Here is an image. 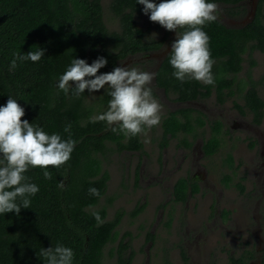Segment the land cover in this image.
<instances>
[{
  "label": "trees",
  "instance_id": "trees-1",
  "mask_svg": "<svg viewBox=\"0 0 264 264\" xmlns=\"http://www.w3.org/2000/svg\"><path fill=\"white\" fill-rule=\"evenodd\" d=\"M241 1L208 0L225 5L223 10L228 15L242 12ZM108 6L117 18L115 29L107 28L103 22L100 0H0V106L5 105L11 95L24 109L22 120L39 126L48 134L58 133L65 140L69 133L64 128L70 124L71 139L76 141L67 163L59 168L30 167L25 173L39 191L30 197L31 207H21L19 215L14 212L0 214V264H44L40 249L54 247L57 243L73 250V264H130L132 252L124 254L127 241L116 238V225L122 211L116 210L106 218L105 207H95L108 178L98 155L110 148V144L115 150H140V135L125 137L111 131L116 125L109 126L105 121L90 122L91 117L107 110L111 99L107 86L98 90L91 102L87 89L75 97L71 92L65 94L59 90L57 82L72 58L91 64L97 57H104L107 63L97 75L110 72L117 67L118 60L126 56L158 49L170 31L163 28L158 38H147L134 18V13L143 12L144 7L136 0H109ZM203 30L210 38L214 85L196 80L182 83L172 75L174 69L169 57L176 36L155 67L154 84L172 93L176 100L205 97L211 90L220 102L233 95L232 86L236 84L243 54L250 55L253 50L264 54V0H255L250 18L241 25L227 26L217 19L206 23ZM38 48L44 49V56L38 62L18 61V66L10 69L13 53L26 54ZM253 63L251 58L249 64ZM262 78L264 73L258 81L247 74L246 87L241 93L242 104L235 103L240 112L250 113L251 120L256 123L264 103L256 88ZM203 124V114L197 109L186 106L169 110L160 121L161 145L178 133L194 136ZM209 128V134L201 143L205 155L214 153L219 145V120L211 121ZM180 140L186 146L190 143L183 136ZM224 161L231 165L229 154ZM44 171H49L52 178L45 179ZM228 180L229 175L224 173L221 181L228 185ZM61 182L62 188L58 187ZM236 185L242 188L240 183ZM90 187L97 188L100 196L90 195ZM197 188L193 178L180 175L172 183V200L182 201L187 193ZM141 209L142 204H139L128 213L134 216ZM93 211L100 214L103 224L97 225ZM106 245L108 256L115 255V261H103ZM259 253L264 264V242ZM180 255L185 262L183 249ZM253 255L252 249H245L242 255L229 256L227 264L241 263L243 257Z\"/></svg>",
  "mask_w": 264,
  "mask_h": 264
},
{
  "label": "rangeland",
  "instance_id": "rangeland-1",
  "mask_svg": "<svg viewBox=\"0 0 264 264\" xmlns=\"http://www.w3.org/2000/svg\"><path fill=\"white\" fill-rule=\"evenodd\" d=\"M100 4L106 27L117 28L109 0H100ZM216 4L222 9L218 19L227 26H238L250 18L255 0H242L243 10L236 15H228L223 10L225 5ZM149 15L134 13V18L147 38H158L164 27L151 21ZM175 36V31H170L158 49L126 56L118 60L117 67L154 73ZM263 73L264 54L259 50L244 53L232 86L234 93L221 102L213 90L205 97L176 100L153 79L150 87L161 105V117L169 110L188 106L202 112L204 124L194 136L178 133L161 145L159 123L146 129L150 143H144L145 137L140 135V150H115L110 144L98 155L108 178L95 207L104 206L106 218L116 210L122 211L116 238L127 241L124 254L132 252L130 264H227L229 256L242 255L245 249H252L254 255L243 257L241 264H262L259 250L264 242V103L258 123L251 120L250 113L240 112L235 103L242 104L247 74L258 81ZM256 88L264 101V78ZM97 93L89 94L91 102ZM214 119L220 122L219 145L214 153L205 155L201 143ZM182 136L190 142L188 146L181 142ZM227 154L230 166L224 161ZM224 173L229 175L228 185L221 181ZM180 175L193 178L198 188L187 193L184 200L173 201L172 183ZM139 204L142 209L131 216L128 212ZM115 243L116 240L112 242ZM107 247L103 249V261H115V255L108 256ZM180 249L185 252V262Z\"/></svg>",
  "mask_w": 264,
  "mask_h": 264
},
{
  "label": "clouds",
  "instance_id": "clouds-1",
  "mask_svg": "<svg viewBox=\"0 0 264 264\" xmlns=\"http://www.w3.org/2000/svg\"><path fill=\"white\" fill-rule=\"evenodd\" d=\"M143 5V13L149 19L175 31L176 39L171 45L169 63L174 69L172 75L180 82L196 80L204 85H214L212 74L214 61L209 50V36L203 30L206 23L216 21L222 12L218 4L208 0H136ZM177 29H184L178 32ZM155 34V33H154ZM44 56V49L38 48L26 54L13 53L10 69L17 62H38ZM107 60L97 57L91 64L84 59L72 58L70 64L60 75L57 88L65 94L71 92L75 97L84 93L98 91L107 86V110L90 118V122L105 121L111 131L122 133L125 137L144 135V143H150L146 129L159 125L161 105L152 94L150 84L155 73L138 68L115 67L112 71L97 75ZM74 85V86H73ZM24 109L9 95L6 104L0 106V214L14 212L19 215L21 207H31L30 197L39 187L30 182L25 175L29 168H59L71 158L76 141L71 139V125L64 131L68 139L58 133L48 134L37 125L22 120ZM45 179L52 174L44 171ZM58 187H63L61 182ZM88 192L99 197L100 192L90 187ZM19 201V202H17ZM97 225L103 224L100 214L92 212ZM44 264H73L74 252L70 247L57 243L54 247L40 249Z\"/></svg>",
  "mask_w": 264,
  "mask_h": 264
},
{
  "label": "flooded vegetation",
  "instance_id": "flooded-vegetation-1",
  "mask_svg": "<svg viewBox=\"0 0 264 264\" xmlns=\"http://www.w3.org/2000/svg\"><path fill=\"white\" fill-rule=\"evenodd\" d=\"M239 264H241V263H239Z\"/></svg>",
  "mask_w": 264,
  "mask_h": 264
}]
</instances>
